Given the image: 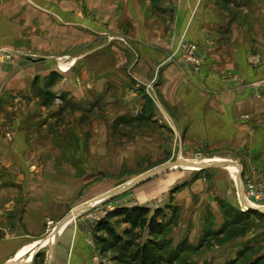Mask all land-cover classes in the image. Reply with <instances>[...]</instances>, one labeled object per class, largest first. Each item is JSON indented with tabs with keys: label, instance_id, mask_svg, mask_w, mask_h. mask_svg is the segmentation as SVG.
<instances>
[{
	"label": "crops",
	"instance_id": "0c3cea01",
	"mask_svg": "<svg viewBox=\"0 0 264 264\" xmlns=\"http://www.w3.org/2000/svg\"><path fill=\"white\" fill-rule=\"evenodd\" d=\"M76 1L0 0V49L13 54L0 64V264H35L31 254L106 179L169 152L145 93L153 81L181 149H223L243 181L264 176V0ZM180 42L193 44L197 66L173 58ZM140 123L161 130L144 135ZM223 174L203 199L188 194L201 199L188 202L195 222L202 201L234 216L226 243L203 259L264 264V213L241 215ZM78 238L62 227L44 264H84L71 258Z\"/></svg>",
	"mask_w": 264,
	"mask_h": 264
},
{
	"label": "rangeland",
	"instance_id": "374dc122",
	"mask_svg": "<svg viewBox=\"0 0 264 264\" xmlns=\"http://www.w3.org/2000/svg\"><path fill=\"white\" fill-rule=\"evenodd\" d=\"M76 2L77 6H81L83 0H77ZM173 58L181 61V53H177ZM154 83L155 81L147 85L150 87L149 91L151 96L158 104L149 98L152 101L151 111L154 112H151V114L157 120V124L166 126L165 130L170 135L168 137L169 152L155 149L153 155H146L136 164H133L132 168H125L119 176L114 177L112 180L111 178L106 179L105 187H100L96 193H91L89 200L91 205H89V202H85L78 206V208L83 206L92 208L95 205L92 201L96 197L123 188L132 180L141 177L157 167L171 163L178 158L198 161L202 165L216 158H233L234 155L221 153L224 151L223 149L209 151V148H202L192 150L191 152L181 149L183 137H181V133L175 128V123L171 122L169 116L162 110L160 98L158 99L157 94L152 89ZM96 107L99 115L106 113L104 106L99 104ZM91 110L93 111V108ZM136 115L138 116L139 112ZM143 124L140 123L137 126V130L144 135L145 133L157 134L154 131L161 130L159 125V127L151 128L150 125ZM225 169L213 167L200 171L188 169L186 171L175 170L160 174L134 189L115 196L111 200L98 205L86 213L75 214V218L67 222V225L74 226L79 235L77 243L75 242L72 248L71 258L83 260L84 264H132L130 263L129 256L134 254L137 248L151 241L158 246V254L168 259L170 264H212L208 260L205 261L203 257L210 251L214 244L224 245L226 243L228 240L226 230L233 224L228 220L234 216L232 215V211L225 214L223 212L225 206H220L219 203L223 217H216V208L212 206L215 212L210 208L206 209L207 201H202V208H204L202 217L199 221L197 220L195 222L190 219L189 212L192 204L188 202L192 200L193 205L194 203L195 205H199L201 199L198 196L190 199L188 194H194L199 191L203 199L204 195L209 194V185H207L209 181L215 180L216 178L217 186L220 187L219 179L222 176L221 174L224 173V180L229 178L230 173L227 171V168ZM195 181H198L197 184H205L204 188L198 190H196L197 188L191 189V184ZM226 188L233 189L232 197L242 207L235 189L236 186L230 178ZM185 194H187V197L183 196ZM194 198L196 199L194 200ZM135 207H141L148 212L145 218L150 224L154 223L155 227H157L155 233H152L153 231L150 227L134 228L121 216V210ZM78 208L75 209L77 210ZM157 210L159 212L158 216L154 217V212ZM241 213L243 216L248 214L247 211L243 210H241ZM262 215L264 216V214ZM249 227L250 225H246L245 227L241 225L234 232L237 236H240ZM56 240L57 236L52 232L48 240H45L48 242H45L43 246L41 245L42 248L35 254H31L28 261L39 258L35 264H44L45 259L49 260V248L53 246L52 244ZM239 264H243V262Z\"/></svg>",
	"mask_w": 264,
	"mask_h": 264
},
{
	"label": "water",
	"instance_id": "95a60500",
	"mask_svg": "<svg viewBox=\"0 0 264 264\" xmlns=\"http://www.w3.org/2000/svg\"><path fill=\"white\" fill-rule=\"evenodd\" d=\"M193 164H191V162H189L186 159H182V158H178L175 161L168 163V164H164L160 167H157L151 171H149L148 173L142 175L139 178H136L134 180H132L131 182H129L127 185H125L123 188H119L118 190H114L112 192H108L106 195H102L100 197L106 196L105 198H103L101 200L100 203L92 206V208H86V207H80L77 210H72L63 220L62 222L56 227L54 233H58L59 230L63 227V225H65V223L71 221L72 219H74L75 214L79 215L82 213H86L91 209L96 208L98 205L103 204L106 201L111 200L112 198H114L115 196H118L126 191H129L130 189H134L140 185H142L143 183L149 181L150 179L160 175V174H164L170 171H175V170H181V168H185L188 166H192ZM231 166V163H229V161L224 160L222 162H209L208 164L201 166V167H196L200 170H204V169H210L213 167H222V168H226ZM235 168V176L233 177V181L235 183V186L237 188V193H238V198L240 199V201H242L243 204H246L247 206V212L249 213H264V207L261 208H257L255 206H252L250 204H248L247 200L244 197V192H243V169L241 166L235 164L234 167ZM99 198V197H98ZM97 199V198H96ZM95 201V200H94ZM52 248H50V252H49V259L52 255Z\"/></svg>",
	"mask_w": 264,
	"mask_h": 264
},
{
	"label": "built area",
	"instance_id": "2783aa9c",
	"mask_svg": "<svg viewBox=\"0 0 264 264\" xmlns=\"http://www.w3.org/2000/svg\"><path fill=\"white\" fill-rule=\"evenodd\" d=\"M179 52L181 53V59L186 63L192 64L193 66H197L199 64V59L196 56L195 47L193 44L188 42H180L174 55ZM12 58L13 54L11 52H6L0 49V63L11 61ZM149 89L150 87L147 86L145 88V92L149 98L157 104V102L151 96ZM257 89H264V80L257 83ZM243 192L245 199L252 206L264 207V177L257 174L256 172L251 171L249 173V177L243 181Z\"/></svg>",
	"mask_w": 264,
	"mask_h": 264
},
{
	"label": "trees",
	"instance_id": "16d2710c",
	"mask_svg": "<svg viewBox=\"0 0 264 264\" xmlns=\"http://www.w3.org/2000/svg\"><path fill=\"white\" fill-rule=\"evenodd\" d=\"M121 216L130 223L134 228L150 227L155 233L157 227L154 223H149L146 220L148 212L141 208L135 207L132 209H124L120 211ZM158 210L154 212V217L158 216ZM130 263L132 264H170L169 260L158 254V246L149 241L142 247L137 248L136 252L129 256Z\"/></svg>",
	"mask_w": 264,
	"mask_h": 264
},
{
	"label": "bare ground",
	"instance_id": "6f19581e",
	"mask_svg": "<svg viewBox=\"0 0 264 264\" xmlns=\"http://www.w3.org/2000/svg\"><path fill=\"white\" fill-rule=\"evenodd\" d=\"M222 161H224V160H222V159H216V160H213V161H210V162H222ZM190 162V161H189ZM194 162V163H193ZM200 162H198V161H192L191 160V164H193L192 166H188V167H183V168H181V170H199L198 168H196V167H201V166H204V165H206V164H208L209 162H207L206 164H204V165H202V164H199ZM229 163H231V166H229V167H226L228 170H229V172L231 173V175H232V177H234L235 176V168H233L234 167V163H232V162H230L229 161ZM106 195V194H105ZM106 196H103V197H101V198H98L97 200H93L92 202H94L95 203V205L96 204H98V203H100L101 202V200L103 199V198H105ZM241 204H242V210L243 211H247V206H246V204H243L242 203V201H241ZM248 204H250L249 202H248ZM89 205H91V202H89ZM251 205V204H250ZM257 208H261V207H257ZM76 210V209H75ZM249 213V212H248ZM67 223H65V225H66ZM65 225H63V227L65 226ZM60 232H61V229L59 230V232L58 233H55V235L56 236H59V234H60Z\"/></svg>",
	"mask_w": 264,
	"mask_h": 264
}]
</instances>
